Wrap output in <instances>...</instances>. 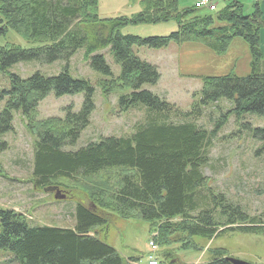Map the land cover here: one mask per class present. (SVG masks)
Listing matches in <instances>:
<instances>
[{
    "label": "trees",
    "instance_id": "16d2710c",
    "mask_svg": "<svg viewBox=\"0 0 264 264\" xmlns=\"http://www.w3.org/2000/svg\"><path fill=\"white\" fill-rule=\"evenodd\" d=\"M224 1L225 6L214 15H202L194 5L180 6L179 0H146L143 10L131 18H102L97 15V0H0V36L12 30L38 44L0 47L1 71L18 61H66L79 48L89 55L109 45L120 66L117 77H112L103 55L89 56L91 68L107 77L98 82L103 93L126 89L118 97L119 109L142 104L147 110L144 122L128 136H103L74 151L64 150L89 123L94 109L90 82L72 77L66 68L53 76L9 74L7 100L0 110V134L11 130L14 110L28 117L49 93H83L79 110L68 105L63 118L36 123L39 130L33 144L31 182L41 189L59 180L82 178L88 184L84 190L87 200L76 202L72 227L30 225L22 213L0 207V249L10 252L16 264H141L138 258L123 257L105 242L106 228L117 219L149 222L150 239L163 249V255H169V247L176 243L183 250H196L195 238L211 240L225 231L264 236V213L250 216L224 193L213 192L201 170L208 161L216 127L230 113L264 116L261 3L256 0L253 12L244 15L240 0ZM169 19L177 22L178 29L165 36L141 38L121 33L128 24ZM233 37H242L249 46L250 74L202 77L199 98L190 110L142 88L145 83H156L160 75L155 65L133 52V45L161 48L171 40L201 41L222 52ZM221 98L232 107L218 118L214 129L199 127L194 120L201 109ZM258 132L264 133V129H254ZM108 171L114 172L113 181L108 174L98 181L92 179ZM218 250H212V258L204 264H232L226 252Z\"/></svg>",
    "mask_w": 264,
    "mask_h": 264
},
{
    "label": "rangeland",
    "instance_id": "374dc122",
    "mask_svg": "<svg viewBox=\"0 0 264 264\" xmlns=\"http://www.w3.org/2000/svg\"><path fill=\"white\" fill-rule=\"evenodd\" d=\"M196 0H179L180 6H192ZM146 0H97V15L102 18L124 16L131 18L143 10ZM243 14L253 12L256 0H240ZM215 10L200 8L203 14L214 15L226 4L224 0H214ZM262 5V0H260ZM264 6V2H263ZM218 24H220L218 22ZM178 29L177 22L169 19L156 23H133L121 29V33L137 35L141 38L165 36ZM17 45L32 48L38 44L28 42L19 34L9 30L0 36V47ZM133 52L142 60L156 66L159 79L156 83H145L142 88L163 97L180 109L188 111L199 98V90L204 76H223L234 74L246 77L250 74V52L242 37L230 39L227 48L220 52L206 47L201 41L178 43L171 40L161 48L132 46ZM101 54L108 64L112 77L120 73L111 47L99 48L89 55L84 48L77 49L68 60L45 62L39 59L18 61L4 71L0 70V110L4 108L7 91L10 87L9 74L26 78L34 72L53 76L64 68L74 78L87 79L93 87L94 109L89 123L72 145L63 146L64 150L74 151L88 143L98 141L103 136H128L137 124L144 122L147 110L142 104H136L127 110H120L118 97L126 89L112 90L104 94L98 82L104 78L94 71L89 56ZM83 93L55 96L49 93L38 102L33 113L23 117L19 110L12 111V128L0 134V207L13 209L23 214L30 225H49L72 227L77 201L87 200L86 180L76 182L59 180L55 183L65 198L54 199V191L35 188L31 182L33 167V144L36 140V123L48 118H63L64 109L71 105L73 111L79 110ZM232 107L226 99H219L203 107L195 123L206 130L215 128L218 118ZM173 121H180L173 118ZM187 120H191L188 118ZM264 129V116L246 113L240 117L229 114L226 121L216 127L208 161L201 168L207 177V187L213 192H222L226 197L240 204L250 216L264 213V133H254V129ZM114 172H105L93 176L94 181ZM178 220V219H175ZM149 222L141 219H117L105 231V242L113 246L123 257L138 258L146 263L151 238ZM196 250H183L178 243L169 247V255L162 254V248L155 251V258L163 264H204L212 256L214 249L225 251L227 256L252 264H264V236L243 234L237 231H225L211 240L194 239ZM218 250V251H219ZM0 264H16L10 252L0 249Z\"/></svg>",
    "mask_w": 264,
    "mask_h": 264
},
{
    "label": "water",
    "instance_id": "95a60500",
    "mask_svg": "<svg viewBox=\"0 0 264 264\" xmlns=\"http://www.w3.org/2000/svg\"><path fill=\"white\" fill-rule=\"evenodd\" d=\"M45 189H48L49 191H54L53 194L54 199H63L66 196L65 193H62V191H60L57 188V186H49L48 188ZM227 260L230 261L232 264H252L229 256L227 257Z\"/></svg>",
    "mask_w": 264,
    "mask_h": 264
},
{
    "label": "built area",
    "instance_id": "2783aa9c",
    "mask_svg": "<svg viewBox=\"0 0 264 264\" xmlns=\"http://www.w3.org/2000/svg\"><path fill=\"white\" fill-rule=\"evenodd\" d=\"M196 7H205L207 9H214V4L212 3V0H197L195 3ZM150 264H155L154 260L149 261Z\"/></svg>",
    "mask_w": 264,
    "mask_h": 264
},
{
    "label": "crops",
    "instance_id": "0c3cea01",
    "mask_svg": "<svg viewBox=\"0 0 264 264\" xmlns=\"http://www.w3.org/2000/svg\"><path fill=\"white\" fill-rule=\"evenodd\" d=\"M257 1L260 2V0H257ZM263 2H264V0H262V5H261V7H262V11H263V16H264V6H263ZM260 42H261V48H262V51H263V53H264V29H262V30L260 31Z\"/></svg>",
    "mask_w": 264,
    "mask_h": 264
}]
</instances>
